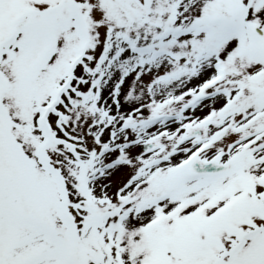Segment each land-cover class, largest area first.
Returning a JSON list of instances; mask_svg holds the SVG:
<instances>
[{"label":"snow or ice","instance_id":"1","mask_svg":"<svg viewBox=\"0 0 264 264\" xmlns=\"http://www.w3.org/2000/svg\"><path fill=\"white\" fill-rule=\"evenodd\" d=\"M0 264H264V0H0Z\"/></svg>","mask_w":264,"mask_h":264}]
</instances>
